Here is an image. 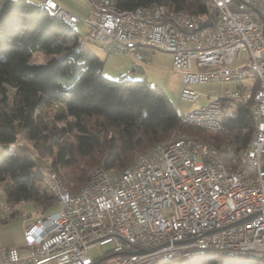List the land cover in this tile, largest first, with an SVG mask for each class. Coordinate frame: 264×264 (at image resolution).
Here are the masks:
<instances>
[{"label": "built area", "instance_id": "2783aa9c", "mask_svg": "<svg viewBox=\"0 0 264 264\" xmlns=\"http://www.w3.org/2000/svg\"><path fill=\"white\" fill-rule=\"evenodd\" d=\"M90 3L84 21L91 37L131 53L135 69L156 50L173 55L183 99L199 97L194 84L239 81L237 89L181 113L184 125L227 133L222 105L231 101L249 107L255 130L237 162L181 133L122 169L96 168L75 190L40 161L58 207L27 224L23 249L0 248L2 264H151L209 251L264 264V0H207L199 13L163 3L132 9L117 0ZM42 4L73 25L80 21L55 0ZM13 210L1 200L0 215ZM96 244L103 255L93 258L88 249ZM111 253L119 257L109 260Z\"/></svg>", "mask_w": 264, "mask_h": 264}, {"label": "trees", "instance_id": "16d2710c", "mask_svg": "<svg viewBox=\"0 0 264 264\" xmlns=\"http://www.w3.org/2000/svg\"><path fill=\"white\" fill-rule=\"evenodd\" d=\"M154 3L199 13L207 0H117L122 9ZM39 52L48 59L36 61ZM103 70L104 61L84 46L75 25L53 9L30 0H0V145L7 148L0 154V188L14 207L4 214L15 216V207L24 203L44 215L58 207L57 196L40 185L46 176L38 163L46 154L52 160L43 162L75 190L96 168L129 166L137 153L184 126L164 88L144 77H108ZM49 103L60 106L58 116L66 119L65 126L43 123L41 110ZM223 119L227 133L199 129L196 136L231 151L229 159L237 162L256 122L242 104L234 116L224 111ZM24 135L37 155L20 143ZM182 259L179 264H260L258 259L222 257L219 251ZM155 264L178 263L171 258Z\"/></svg>", "mask_w": 264, "mask_h": 264}, {"label": "rangeland", "instance_id": "374dc122", "mask_svg": "<svg viewBox=\"0 0 264 264\" xmlns=\"http://www.w3.org/2000/svg\"><path fill=\"white\" fill-rule=\"evenodd\" d=\"M36 1V0H30ZM65 7L74 12L77 16L80 17V21L75 25V28L80 32L81 37L83 39V44L89 50L95 52L99 57L102 58L104 61V74L108 77L118 78L120 75L124 74L128 77L132 78H141L142 75L147 77L154 78L158 83L159 87H162L167 92L168 96L170 97L171 101L173 102L177 112L179 114L184 113L186 111L192 110L198 106H201L214 97H222L228 88L237 89L238 87V80H221V81H212L206 83H198L194 84L193 88L199 92V97L196 100H186L183 99L181 96L182 87H183V80H182V73L174 68L173 65V55L169 52L156 50L152 56H149L146 61L143 62V66L146 67L147 73H139L133 70L134 67V60L131 53H128L125 49L122 48H113V50H109V45L102 43L100 41H96L91 37V33L89 30L88 25L84 21L85 17L89 14L91 10V3L90 0H61ZM48 59V56L43 53L39 52L35 56V60L38 62H44ZM223 109L229 115H236L237 113V104L234 102L224 101ZM58 111H61V108L58 104L49 103L43 107L41 110L42 114V121L46 123L48 127H55V126H65L66 119L59 117ZM179 130L184 132H173L169 137H177V134H190V135H197V131L199 129H195L192 126L184 125ZM166 138V139H167ZM165 140V139H164ZM20 143L23 144L27 149L31 151L34 155H37L36 148L32 145L30 140L24 135L20 138ZM155 145V144H154ZM13 148V145L9 149ZM7 151V148L0 145V154L2 152ZM137 153V152H136ZM227 157H230L233 153L231 151H225ZM135 159V156L133 160ZM43 161L46 163L51 162L52 156L46 154L42 157ZM42 161V162H43ZM133 162V161H132ZM40 185L43 187H47V180L43 179L40 181ZM4 200L3 191L0 188V202ZM56 208L50 210L53 211ZM26 213H31L32 217L29 220H34L37 217L45 216L42 214L41 210L38 209L36 206H27L25 208ZM28 215V214H27ZM28 220V221H29ZM20 221L17 224V228L19 230L22 229V223H25V227L30 222L25 220L19 219ZM111 245L107 244L103 247V250H108ZM88 252L91 257L98 258L102 256V251L99 245L91 246L88 249ZM222 257H224L225 253H220ZM119 257L118 254L110 256L108 259H117ZM176 263L183 262V259L180 257L175 258ZM155 264V263H151Z\"/></svg>", "mask_w": 264, "mask_h": 264}, {"label": "crops", "instance_id": "0c3cea01", "mask_svg": "<svg viewBox=\"0 0 264 264\" xmlns=\"http://www.w3.org/2000/svg\"><path fill=\"white\" fill-rule=\"evenodd\" d=\"M55 1L61 7L67 9L65 7V5L62 3L61 0H55ZM35 2L43 3L44 0H36ZM67 10H69V9H67ZM69 11L72 12V13H74L71 10H69ZM109 50H113V49H109ZM133 70L136 71V72L142 73V74L147 73L146 67H144V66H143V69H141V70L140 69H135L133 67ZM145 75H142V78L144 77V78H147L150 81H154L156 83V85H157L158 82L154 78H151L150 79L149 77H147ZM30 205H32V204L31 203H24V204H21V205H17L15 207V209L18 212L15 213V216H11L9 214L0 215V248H2V247L16 246L19 249H23V247L25 245V229H26V227H25V223H22V229L19 230L17 228V224L20 221H18V220L19 219H22V220H25V221L31 223V222H34L37 218H39V217H37L34 220H29V218L32 217V214L31 213H26L23 210H25V208L27 206H30ZM32 206H35V205H32ZM22 214H28L27 218L24 219L22 217ZM0 264H2L1 259H0Z\"/></svg>", "mask_w": 264, "mask_h": 264}, {"label": "water", "instance_id": "95a60500", "mask_svg": "<svg viewBox=\"0 0 264 264\" xmlns=\"http://www.w3.org/2000/svg\"><path fill=\"white\" fill-rule=\"evenodd\" d=\"M130 251H125L124 253H129ZM140 252H142V251H140ZM117 253H111V254H109V255H107L106 257H109V256H112V255H116Z\"/></svg>", "mask_w": 264, "mask_h": 264}]
</instances>
